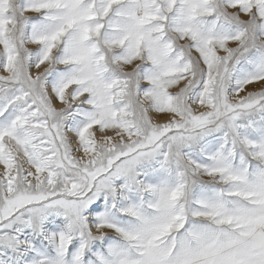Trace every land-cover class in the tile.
Masks as SVG:
<instances>
[{"label":"snow or ice","instance_id":"obj_1","mask_svg":"<svg viewBox=\"0 0 264 264\" xmlns=\"http://www.w3.org/2000/svg\"><path fill=\"white\" fill-rule=\"evenodd\" d=\"M0 264H264V0H0Z\"/></svg>","mask_w":264,"mask_h":264}]
</instances>
